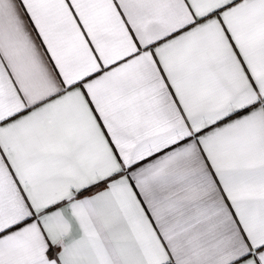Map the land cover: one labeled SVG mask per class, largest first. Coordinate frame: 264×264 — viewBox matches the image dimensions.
Segmentation results:
<instances>
[{
	"label": "snow or ice",
	"instance_id": "1",
	"mask_svg": "<svg viewBox=\"0 0 264 264\" xmlns=\"http://www.w3.org/2000/svg\"><path fill=\"white\" fill-rule=\"evenodd\" d=\"M0 264H264V0H0Z\"/></svg>",
	"mask_w": 264,
	"mask_h": 264
}]
</instances>
